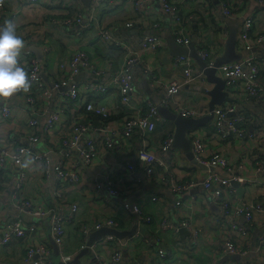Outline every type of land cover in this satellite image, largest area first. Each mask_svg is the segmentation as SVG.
<instances>
[{
	"label": "built area",
	"instance_id": "obj_1",
	"mask_svg": "<svg viewBox=\"0 0 264 264\" xmlns=\"http://www.w3.org/2000/svg\"><path fill=\"white\" fill-rule=\"evenodd\" d=\"M7 1L0 0V18H4L0 21V26L9 21L13 23L18 14V10L12 12L7 9ZM40 1L49 6L64 5L60 0H16V3L20 9ZM119 1L95 0L91 11L103 6L104 3L115 6ZM258 1L264 3V0ZM146 2L147 0H134V10L140 12ZM159 3L163 11L174 21L181 22L178 6L173 0H159ZM218 4L222 13L230 16L231 10L227 0H219ZM57 22L64 28L74 27L75 24H80L82 28L89 26L88 23L81 21L79 10L59 17ZM126 26H132V22H126ZM251 27L252 18H245L237 36V49L243 51L242 60L224 63L216 70L224 81L223 90L227 94L225 105H216L211 111L210 123L213 127L211 135L219 140H240L245 136H257V133H247L243 126L249 117L237 113L235 104L227 102L228 99L236 102L257 97L264 104V77L261 78L259 73V64L264 65V57H259L254 52L255 47L264 42V35L252 32ZM97 34L99 40L117 46L124 52L120 68L108 78L104 77L106 66L96 64L82 49L71 51L69 57L57 61L56 68L51 71L53 46L47 40L42 41L40 36L36 37L35 40H40V46L46 54L44 59H37L29 54L27 49L30 37L19 35L23 38L25 46L17 57L18 66L25 70L30 87L27 92L18 90L7 99L0 100V192L4 199L17 212H24L38 221L47 218L52 239L62 248L65 222L71 220L79 209L77 201L66 200V193L79 190L86 185L89 187L91 202L107 205L114 212L123 209L133 217L131 228L135 226V232L124 239L127 241L138 236V225L151 222L152 216L145 213L142 208L131 206L125 200L146 177L155 174L158 175L157 179L167 182L168 187L179 195L200 184L208 191L212 200L220 205L222 214L220 220L229 223L239 235L246 236V228L238 225L236 219L242 215L247 222H251L255 213L264 211V206L252 200L237 203L229 200L227 193L233 189L231 180L242 182L245 180L244 177L235 172L233 176L227 177L215 171H208L200 182L177 181L168 169L175 163L174 157L168 159L163 155L173 149L171 145L173 134L166 136L162 141L159 154L150 150L143 142L133 154L127 153L115 160L116 148H126L135 129H139L142 136H147L165 118L159 114L156 105L151 101H145V109L141 114L112 119L110 117L112 107L103 102V97L111 91H116L119 95L120 109H133L134 66L139 61L137 52L160 49L164 41L155 33H147L138 43L139 50H134L126 42L113 37L109 29L100 27ZM174 40L181 45H189L191 42L181 30L175 31ZM198 52L208 65H212L213 59L208 49L199 47ZM172 61L181 67L183 76L182 79H171L161 84L165 95L160 104L182 117L208 114V107L197 109L184 106L176 97L184 83L204 81V74L197 69L195 61L190 56L176 55ZM110 64V61L107 62V66ZM78 75L80 77L76 78ZM152 79L160 82L157 77ZM232 112L234 115L230 114ZM94 117L99 119L94 121ZM195 130L191 131L189 136L197 161L228 172H231L232 168L240 172L245 168L247 163L245 158L231 166L221 152L212 151L207 157L204 153L203 138ZM104 156L107 157L106 163L93 168L97 159ZM15 168L16 177L12 180L9 176ZM90 169H92L90 178L86 180L85 174ZM30 170L37 173L42 182L48 184L46 194L50 198V203L39 202L27 195L29 192L27 176ZM263 172L264 158L260 157L255 161L257 177L252 182L264 188ZM152 200L156 201L157 197L153 195ZM173 205L191 207L179 199ZM65 208L68 211H65ZM101 227L121 230L120 223L112 216H102L92 224L84 223L80 226L84 240L81 248L85 246L89 234ZM181 229H189L191 232L189 243L197 245L199 229L192 227L190 217L174 223L168 216L163 215L155 227L156 232L171 231L175 235ZM34 231L35 225L23 220L19 215L4 221L0 234V264H3L1 251L12 238L26 239ZM115 239L117 237L114 235H104L89 246L88 253L92 251L94 257L93 264H123L124 251L120 245L113 247L107 258L97 255L94 250L97 243L102 240ZM142 240L149 244L147 237ZM223 246L227 253L244 256L247 252L242 244L237 242L233 233L225 235ZM255 247L258 251L264 250V232L257 236ZM154 251L153 264H168L167 256H170V252L160 246H156ZM72 258L64 256L62 260L69 261ZM22 261L25 264H53L48 244L34 243L32 240L25 242Z\"/></svg>",
	"mask_w": 264,
	"mask_h": 264
},
{
	"label": "crops",
	"instance_id": "obj_2",
	"mask_svg": "<svg viewBox=\"0 0 264 264\" xmlns=\"http://www.w3.org/2000/svg\"><path fill=\"white\" fill-rule=\"evenodd\" d=\"M60 0L64 5L49 6L44 1L35 3L33 7L23 6L20 9L16 0L7 1V9L17 12L16 34L29 36L30 41L27 49L29 54L37 59H44L46 54L43 52L39 39L48 40L53 46L51 54V68H56V62L69 57V53L76 49L86 51L89 56L99 66H106L104 77L108 78L115 73L122 64L124 52L117 46L110 45L98 39V28L109 29L113 37L126 42L132 49L139 50L138 43L147 33H155L160 36L164 45L155 51H138L139 61L134 66L135 91L132 96L134 108L120 109L118 105L119 95L116 91L109 92L103 97V102L112 107L113 119H120L123 116L141 114L145 109V101H151L154 105L161 102L165 90L164 82L171 79H182L183 73L180 66L173 63L171 49L168 40L174 38L177 30L190 38L194 42L196 49L206 48L211 52L214 60L222 55L225 49V41L229 29L236 31L235 49H237V36L243 25L245 18H252L251 31L264 35V3L258 0H227L230 5L231 14L225 16L218 4L219 0H173L178 6L181 22L174 21L160 6L159 0H147L144 8L138 12L133 8L134 0H120L117 5L104 3L97 9L91 11L95 0ZM7 10V11H8ZM16 10V11H15ZM81 13V21L88 23V27H81L75 24L74 27L64 28L59 25L57 19L67 15L69 12L78 11ZM63 15V16H61ZM3 16V15H2ZM5 17V16H4ZM4 18L1 17L0 21ZM132 22V26L127 27L126 22ZM254 52L259 57H264V42L255 47ZM111 62L107 66V62ZM197 67V65H196ZM260 77H264V65L259 64ZM198 69V67H197ZM80 77V75H78ZM78 77V78H79ZM160 82L154 81L156 78ZM211 83L206 79L197 83H184L176 95L178 101L184 106L203 109L208 107L210 96L203 89H210ZM101 100V99H100ZM237 113H243L249 119L243 126L247 133H257L255 137L245 136L240 140H219L211 135L212 124L207 122L202 127L197 128L204 141V153L207 157L212 151L223 153L231 166L236 165L241 159L245 158L247 163L242 171L232 168L231 172L221 170V176L231 177L235 173H240L244 181L235 182L233 189L227 193L232 203L242 200H252L260 202L264 206V188L252 182L257 177L255 173V161L264 158V104L257 97L247 100H237L234 102ZM119 115H122L119 117ZM174 124L164 119L158 123L152 133L142 136L139 129H135L129 138L126 148H116L115 160L121 155L134 153L143 142L152 151L159 154V147L166 136L173 134ZM166 158L174 157L175 163L168 169L179 182L196 180L200 182L208 171L203 172L198 167L192 165L184 156L182 149L173 148L170 152L163 154ZM107 157H99L96 168L106 163ZM85 174V179L89 180L91 171ZM11 171L10 178L13 180L15 172ZM160 171H162L160 169ZM163 172V171H162ZM235 172V173H234ZM29 196L39 202L50 203V198L46 197L47 183L42 182L40 176L34 171H28ZM264 174V172H263ZM158 175L147 178L126 198L133 207L142 208L143 211L152 216L149 223L138 225V236L131 240L115 239L113 241H101L94 247L97 255L107 258L113 247L121 246L123 264H153L155 259V247H163L170 256H167L168 264H264V250L256 249L257 236L264 232V211L255 213L251 222H247L242 215L238 216L236 222L244 226L247 231L246 236H241L229 223L220 220V205L212 200L208 191L200 184L194 185L188 191L179 195L172 191L167 182L157 179ZM46 191V193H45ZM89 187L84 185L79 190H71L66 193V200L77 201L79 204L78 212L73 215L71 220L65 222L64 245L60 248L61 258L64 256L74 257L83 244V237L80 226L84 223L92 224L102 216H112L121 225V229H130L133 217L123 209L114 212L107 205L91 202ZM155 195L157 200H152ZM45 196V197H44ZM179 199L191 206L177 207L174 202ZM65 211L68 209L65 208ZM19 215L23 220L35 225V231L23 238H12L10 243L1 251V261L3 264H25L22 261L24 245L26 240L34 243L45 242L48 244L50 254L52 246L49 241L50 226L47 218L38 221L29 217L24 212H17L9 204L0 192V234L2 224L10 217ZM166 215L177 223L180 219L190 217L192 227L199 229L198 243L193 246L190 242L191 232L189 229H181L175 235L171 231H155L157 221ZM227 233H233L237 242L247 251L244 256L227 253L223 246L224 237ZM149 239V244L143 238ZM236 255L239 256L236 257ZM93 253H87L80 257L79 264H93Z\"/></svg>",
	"mask_w": 264,
	"mask_h": 264
},
{
	"label": "water",
	"instance_id": "obj_3",
	"mask_svg": "<svg viewBox=\"0 0 264 264\" xmlns=\"http://www.w3.org/2000/svg\"><path fill=\"white\" fill-rule=\"evenodd\" d=\"M90 1V0H89ZM88 1V2H89ZM236 44V31L233 29H229L227 39L225 41V49L222 55H219L213 60L212 65H208L207 62L201 57L196 49L194 42H190L189 45H181L177 43L174 38L168 40V46L171 49V55H186L190 56L196 63L198 69L204 74L205 79L208 83L212 84L210 89L204 88L203 91L210 96V101L208 104L209 113L199 117H182L181 115L175 113L174 111L170 110L169 108L160 104V102L156 103L157 109L159 114L171 121L174 124V132L172 136V148H180L185 156V158L195 167H198L203 172L206 171H218V167L208 166L204 163L197 161L194 157L193 152V143L189 136V133L199 127H202L212 117V109L216 105H222L227 100V94L223 90L224 88V81L223 79L217 74V68L227 62L238 61L242 60V53L238 52L235 49ZM40 59V58H38ZM244 65H242L243 67ZM77 76L76 78H78ZM234 115V112L230 113ZM236 181L231 180L232 185ZM49 223L48 219L46 220ZM50 231V229H49ZM135 232V226L131 229H114V228H107L101 227L97 230L92 231L86 244L80 251L74 255V257L69 261H63L60 254V247L55 244L52 239V236L49 237L50 244L52 246V252L50 254V260L53 264H79L80 257L85 255L89 252V246L93 244L96 240L100 239L104 235H114L118 239L124 241V239L128 236H131ZM51 235V232H50ZM236 257L239 258L238 255Z\"/></svg>",
	"mask_w": 264,
	"mask_h": 264
},
{
	"label": "clouds",
	"instance_id": "obj_4",
	"mask_svg": "<svg viewBox=\"0 0 264 264\" xmlns=\"http://www.w3.org/2000/svg\"><path fill=\"white\" fill-rule=\"evenodd\" d=\"M24 46L23 38L16 34V26L11 21L0 26V100L18 90L27 92L30 87L27 74L17 61Z\"/></svg>",
	"mask_w": 264,
	"mask_h": 264
},
{
	"label": "trees",
	"instance_id": "obj_5",
	"mask_svg": "<svg viewBox=\"0 0 264 264\" xmlns=\"http://www.w3.org/2000/svg\"><path fill=\"white\" fill-rule=\"evenodd\" d=\"M69 13H70V12H69ZM69 13H68L67 15H69ZM61 16H63V15H61ZM63 17H64V16H63ZM227 102H229L230 104H231V103H234V101H233V100H230V99H228ZM224 105H225V104H223V106H224ZM241 114H243V113H241ZM88 115H91V114L88 113ZM121 116H122V115H119V117H121ZM110 117L113 119V118H115L116 116H115V115H111ZM93 119H94V121H96V120L99 119V118L94 117Z\"/></svg>",
	"mask_w": 264,
	"mask_h": 264
},
{
	"label": "rangeland",
	"instance_id": "obj_6",
	"mask_svg": "<svg viewBox=\"0 0 264 264\" xmlns=\"http://www.w3.org/2000/svg\"><path fill=\"white\" fill-rule=\"evenodd\" d=\"M34 5H30V6H26V7H33ZM16 17L14 18V20H13V23L15 22L16 23ZM15 25V24H14ZM48 41V40H47ZM39 42H40V40H39ZM48 42H50V41H48ZM51 43V42H50ZM52 44V43H51ZM27 178L29 179V173H28V176H27ZM41 179V178H40ZM45 193H46V191H45ZM46 197H49L47 194L45 195ZM44 196V197H45Z\"/></svg>",
	"mask_w": 264,
	"mask_h": 264
}]
</instances>
